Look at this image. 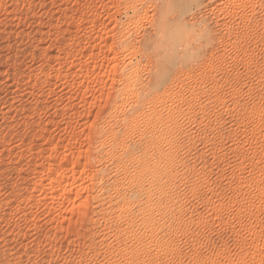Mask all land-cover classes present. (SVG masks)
<instances>
[{
  "label": "rangeland",
  "instance_id": "374dc122",
  "mask_svg": "<svg viewBox=\"0 0 264 264\" xmlns=\"http://www.w3.org/2000/svg\"><path fill=\"white\" fill-rule=\"evenodd\" d=\"M145 3L0 0V264H264V0H197L163 74Z\"/></svg>",
  "mask_w": 264,
  "mask_h": 264
},
{
  "label": "snow or ice",
  "instance_id": "6c2138e0",
  "mask_svg": "<svg viewBox=\"0 0 264 264\" xmlns=\"http://www.w3.org/2000/svg\"><path fill=\"white\" fill-rule=\"evenodd\" d=\"M143 6L155 9L152 11L155 19L150 22L140 21L136 27L144 32L145 55L160 61L158 70L163 74L168 70L163 54L169 49L173 37L183 25V17L197 6V0H155L154 5L145 3Z\"/></svg>",
  "mask_w": 264,
  "mask_h": 264
}]
</instances>
